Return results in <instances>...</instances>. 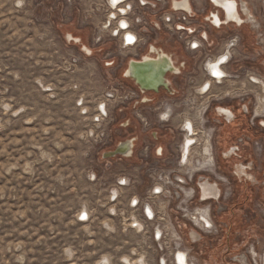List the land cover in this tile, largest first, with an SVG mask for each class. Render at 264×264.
I'll return each mask as SVG.
<instances>
[{"label": "rangeland", "instance_id": "374dc122", "mask_svg": "<svg viewBox=\"0 0 264 264\" xmlns=\"http://www.w3.org/2000/svg\"><path fill=\"white\" fill-rule=\"evenodd\" d=\"M204 6L208 13L215 11L207 2ZM89 8L95 6L69 5L65 0H0V264H157L160 258L162 264H168L166 259L178 246L183 250L177 254L189 252L194 264H238L234 257L242 254L247 264H256L249 252L255 250L259 261L264 248V129L258 126L264 118L252 120L260 89L249 83L248 77L264 80V43L246 23L211 30L208 47L214 53L229 35L240 38L228 70L237 78L214 90L205 113L206 127L214 129L216 175L210 177L222 192L212 204L215 232L201 234L199 242L191 241V224L181 218L173 201L168 218L171 231L181 238L178 244L172 241L159 247L143 235L123 232L103 211H97V219L90 225L75 222L82 206L95 204L85 182L87 170H100L105 178L135 173V188L143 192L148 165L140 159L142 148L149 146L150 163L171 168L165 162L173 159L172 150L180 143V119L206 102L193 93L189 83L200 56L187 53L177 36L162 26L158 30L157 19L151 15L147 44L139 56L155 45L176 55L179 65L185 66L178 75H167L172 95L160 90L153 102L144 104L140 98L138 103L109 104L108 118L101 126L109 138L102 144L100 130L93 123L94 109L113 89L138 88L122 74L131 55L119 52L108 38L92 48L100 16L95 13L84 20L82 15ZM255 16L262 23L264 37V10L257 9ZM67 32L93 49V55L83 58L73 72L66 70L65 61L69 54L79 53L80 46L66 43ZM162 103L174 108L173 119L163 125L155 115ZM217 107L235 111V125L220 124L214 112ZM121 108L127 113H120ZM135 111L151 124L149 129H143ZM124 119L137 129L123 127ZM154 132L167 136L163 144L153 138ZM136 137L132 157H101L119 142ZM227 145L240 151V158L227 159L230 164L219 159ZM158 146L162 147L160 154L155 150ZM240 163L248 167L257 183L240 179L235 170ZM218 176L225 181H219Z\"/></svg>", "mask_w": 264, "mask_h": 264}, {"label": "built area", "instance_id": "2783aa9c", "mask_svg": "<svg viewBox=\"0 0 264 264\" xmlns=\"http://www.w3.org/2000/svg\"><path fill=\"white\" fill-rule=\"evenodd\" d=\"M65 1L69 5L78 2L79 4L95 6V8L85 10L82 15L84 20H90L95 13H98L100 16V21L93 31L91 40L92 48L98 46L105 38H108L114 42L119 52L131 55V59L134 60L141 58L138 53L147 44L146 35L149 33L147 19L149 16L154 15L157 19L158 26H162L167 33L177 36L183 45V49L187 53L200 56L201 59L196 65V75L195 77H190L189 83L192 85L193 93L196 96L206 99V102H208V107L202 115L204 124H200L199 119H194L193 114L195 111L193 114L188 113V115L186 114L180 119L178 126V136L181 139L180 143L172 150L174 155L173 159L165 162L167 165H172L171 168L159 167L150 163L149 146L145 145L142 148V153L139 154L140 159L148 165L145 172L148 183L143 192H139L135 188L136 180L138 179L135 173L120 172L111 178H105L103 172L100 170H87L85 182L91 188L92 195L95 198V204L82 206L75 214V222L90 225L97 219V211H103L107 215L109 222L111 224H117L123 232H133L138 235H143L149 243L159 247L172 241L178 244L181 238L174 230L173 232L171 231L170 226L172 224L168 218V210L173 201L176 203L175 209L178 214L181 215L182 219H186L190 224L194 225L193 228L200 235V239L201 234H212L216 229L212 217V204H216L219 201L222 192L219 187L220 195L218 200L212 199L208 202H202L198 197V182L203 178H207L210 182L215 183L210 176L216 175V161L214 159L212 144L214 129L206 127L205 113L210 106L209 99L214 97V90L223 86L233 78H237L231 75L228 70L234 60V54L240 43L239 36L237 34L229 35V37L223 40L221 49L214 53L208 51L211 30H216V28L206 20L210 14L204 6L205 2L208 3L207 0H189L191 14L182 10H172L169 7L170 0ZM236 27L238 26L236 25ZM188 30H192V32ZM129 37H131V40H129ZM77 39H70L67 38V35L65 36L66 43L69 44L72 42L73 45L80 46L79 53L69 54L66 58V70L71 72L81 63L83 58L86 59L91 56L80 42H76ZM91 50L93 51V49ZM226 54L228 55L226 61L220 65L226 77L219 79L210 71L208 63ZM207 82L210 83V86L204 92L203 88ZM226 95L229 96V94H225L224 97ZM140 98L141 93L139 90H126L123 87H119L107 93L106 98L100 103L104 104L108 114L109 104L118 106L124 105L125 103H138ZM217 100L214 99V101ZM168 105L167 103H162L160 107L155 109L156 118L162 125L169 123L174 116V114H170L167 118H163L167 112ZM79 106H83L82 100ZM82 111L83 114L89 113H86L84 110ZM94 113L93 123L100 130V142L105 144L108 142L109 135L106 129L101 128V126L109 114L107 116L99 115L95 112V109ZM134 115L140 121L143 129L147 130L151 127L147 119L143 118L138 112L135 111ZM188 116L194 122L197 142L190 146V153L184 158L182 142L186 135L189 136V133L185 126H183L182 121ZM252 120H254L253 115ZM204 130L211 131L209 138L211 158L209 164L202 167L200 164L202 160L201 149L205 143V138H207ZM208 174L209 176H206ZM217 179L219 181H225L222 176H218ZM194 202H197L195 207H191ZM201 206H206L209 224L200 221L199 226L195 220L199 216L197 208ZM106 224L108 225V223ZM177 248L181 249L179 246L175 249ZM170 257L169 259L165 258L168 264H170ZM187 257L188 263L194 264L189 252H187ZM157 264H162L161 258ZM176 264H178L177 261Z\"/></svg>", "mask_w": 264, "mask_h": 264}, {"label": "bare ground", "instance_id": "6f19581e", "mask_svg": "<svg viewBox=\"0 0 264 264\" xmlns=\"http://www.w3.org/2000/svg\"><path fill=\"white\" fill-rule=\"evenodd\" d=\"M183 1H185V0H179V1L170 0L169 1V7L171 8L172 2H174L175 6H178L177 2H183ZM186 1H188V6H189V8L191 10V6H190L189 0H186ZM214 2L216 3L215 0H214ZM239 4H240V6H239ZM222 5H223V7L225 8V11H226V20H234L236 23H240V14H241V12L244 15L243 10L241 8L240 0L233 1V2H230V3H228V2L227 3H223ZM175 11H178V10H175ZM221 14H222V17L219 16L218 18H216V16H215L214 19H216L217 21L221 22L223 20V12ZM220 22H217L216 24H219ZM233 25H235V24H233ZM220 28H222V26H220ZM67 38L71 39V38H74V37H73L72 34L68 33L67 34ZM75 38H78V37H75ZM78 41L80 42L79 38H78ZM81 45L84 46V49L88 52V54H90L91 56L93 55V51L88 46H86L84 44H81ZM148 49L149 50H148V52H147V54L145 55L144 58H153V59H155L157 56L166 55L172 62L171 55L166 53L163 49L154 48L153 46L151 47V49L150 48H148ZM227 57H228V55L226 54L225 56H221L220 58L214 60L213 62L208 63V68L210 69V71L219 79L226 77L225 72L222 70L220 65L223 64L226 61ZM172 65H173V62H172ZM183 66H185V63H183ZM126 70H127V66L125 67L123 73ZM177 70H180V65H178V69ZM256 78L258 79L259 77H256V76L252 75V76H249V78H248V81L250 83H252L254 86H256V87H258L260 89L259 93H256V95H255V105H254L253 112H252L254 120L263 119L264 118V109L263 110L261 109L262 108L261 106H264V91H262V88H261L262 87V83L258 84V81H257ZM260 80L264 82V80H262V79H260ZM209 86H210V83L207 82L205 87L203 88V91L205 92L209 88ZM144 96H146L145 93H141V102L144 101L143 100ZM227 96L228 95H226L225 97H227ZM258 96L262 97V102H261L260 106L258 104L259 103L258 102ZM235 98H237V97H235ZM148 101L149 100L147 99L146 102H148ZM207 103L208 102H205V104L201 108H197L195 110L194 114H193V117H195L194 118L195 120L196 119L200 120V124L201 123L204 124V119H203L202 115H203V113L206 111V109L208 107ZM244 108L247 109L246 106H244ZM257 108H258V114L261 113L262 116H259V117L256 118L255 117V114H256L255 110ZM95 112H97L99 115H106V116L108 115L107 114V110H106V108H105L103 103H99L96 106ZM170 114H172V115L174 114V108L172 106L168 105L167 106V112L165 113L163 118L164 119L167 118L168 116H170ZM182 124H183V126H185V128L187 129V131L189 133V136L186 135L184 140H183V142H182V152H183V155H184V158H185L186 155L190 153V146H192V144L197 142V138H196V130L194 128V122H193L192 118H190V116L184 118L183 121H182ZM210 132H211L210 130H204V134H206L207 138H205V140H204L205 143H204V145L202 146V149H201L202 160H201L200 164H201L202 167L207 166L209 164V160L211 158L210 144H209ZM135 141H137V138H134L133 141H132L133 147H134V142ZM156 149L159 150V151L157 150L158 153L162 152V147L158 146V147L155 148V150ZM131 154L133 155V151H132ZM203 179H205V178H203ZM199 182H198V184H199ZM201 193H202V190H201V188L199 186V190H198V197L199 198L201 196ZM218 198H219V196H218ZM202 202H204V201H202ZM197 212H198L199 216L196 217V220H195L196 224H198L200 226V221L201 222L203 221L204 223L209 224V221H208V218H207V213H206V206H201V207L197 208ZM193 226L194 225L191 224V228L189 230V235L188 236L191 239V241L196 243V242H199L200 235L196 232V230H194ZM190 231H193L198 238L197 239L192 238ZM177 251H182V249L181 250H179V249L174 250L175 257L173 256V254H174L173 253L172 254V259H171V264H176V261H177L178 264H181V255L177 254ZM184 253H185V256H186L185 262H188L187 261V259H188L187 251L184 250ZM139 264H142V263H139Z\"/></svg>", "mask_w": 264, "mask_h": 264}, {"label": "water", "instance_id": "95a60500", "mask_svg": "<svg viewBox=\"0 0 264 264\" xmlns=\"http://www.w3.org/2000/svg\"><path fill=\"white\" fill-rule=\"evenodd\" d=\"M207 1L216 12L218 11L217 13H219V11L221 13L223 12V20L219 24L214 23V12L210 13L208 18H206V20L209 21L216 29H220V26H226L228 24H235L238 27H241L246 23L244 20H241V23H236L234 20H226V11L222 4L238 0H215L216 3L214 2V0ZM177 4L178 6H175L174 2H172L171 9L182 10L188 14H191V10L188 6V1L185 0L183 2H177ZM156 27L159 30L158 24H156ZM188 31L192 32V30ZM76 42H79L78 39L76 40ZM151 47L152 45L149 48L151 49ZM144 57L145 56H143L139 60L130 59L126 64L127 70L123 73V77L130 79L141 93L152 92L154 94H157L160 90H164L169 95H172L173 91L170 88V82L167 79V75H178L180 73V70H175L171 60L166 55L157 56L155 59ZM181 67H184L183 64L180 65V68ZM142 103L145 102L142 101ZM214 112L217 117L223 118L227 123H230V121L234 119L232 111L228 108L217 107ZM132 141L133 139L119 142L112 151H106L102 153L101 157L103 159H112L115 157H132ZM128 149L130 150V155L127 153ZM157 154L160 153L157 152Z\"/></svg>", "mask_w": 264, "mask_h": 264}, {"label": "flooded vegetation", "instance_id": "af4514ba", "mask_svg": "<svg viewBox=\"0 0 264 264\" xmlns=\"http://www.w3.org/2000/svg\"><path fill=\"white\" fill-rule=\"evenodd\" d=\"M240 2H241V8H242L243 13H244V17H243L242 14H240V23H241V20H244L246 22L247 26H250V28L255 31V33L258 36V41L261 42V43H264V37H263V34L261 33V30H260L261 27H262V23L257 18H255V17H253L251 15L250 10H249V8L247 7V5L245 3H243L241 0H240ZM208 4H209V2H208ZM213 12H214L213 13V16L214 17L216 16V18H218L220 16L219 13H216L215 11H213ZM214 20H215L214 21L215 24L217 22H220V21H217L216 19H214ZM234 26H236V25H234ZM67 33H69V32H67ZM73 37H75V36L73 35ZM78 38L80 39V43L81 44H84L83 41H82V39L80 37H78ZM152 46L154 48H158L155 45H152ZM159 49H161V48H159ZM148 50L149 49L147 48L146 52H148ZM170 55L172 57L173 66H174L175 70H177L178 69V65H179V61L177 59V56L174 55V54H170ZM257 81H258V84H259V78L257 79ZM262 88H264V87L262 86ZM157 95H160V94H157ZM156 98H157L156 94H152L151 93L150 95H148V97L147 96H144L143 100H144L145 103H147L146 102L147 99L149 100L148 102H153L154 100H156ZM258 102H259L258 104L260 106L261 105V102H262V97L261 96H258ZM261 107H262L261 109L263 110L264 109V106H261ZM125 111L126 110L124 108H121L120 109V113H123L124 114ZM247 111L248 110L245 109V111H243V113H246ZM125 113H127V111ZM232 113H233L234 119L232 121H230V123H227V122H225V120L223 118H220L223 121L222 122L220 120V124L226 123V124H230V125H235V121H236V119H237L238 116L235 114V111H232ZM255 113H256L255 114V117L256 118L259 117V116H262L261 113L258 114V108L255 110ZM122 122L123 123H121V124H123L124 125L123 127H125L126 129L127 128H131V129H134L135 128V129H137V125L136 124H134V125L131 124L130 120H128V119H124V121H122ZM258 126L260 128H262V129H264V120H262L261 123L258 124ZM136 138H137V141H138V137H136ZM153 138L156 139V140H158V142H160V143L163 144V142L166 140L167 136H165L163 133H156V132H154L153 133ZM128 140H130V139H128ZM137 141L134 142L133 154H134V151L137 148ZM240 141H242V139ZM238 152H240L239 149H238V147H232L230 145H227L225 149L221 150L219 159H221V161L222 160H225L226 161L227 159H229V160L233 159L234 160L235 158H233V157L240 158ZM127 153L128 154L130 153V150L129 149H128ZM228 163L230 164L229 161L227 162V164ZM240 165L241 166L237 165L236 166V169H235L236 170V173L239 175L240 179H243L244 178V179H246L248 181H251L253 183H257V179L255 178V176L252 175V174H250V173H248V171H247L248 167L246 165H243L242 163H240ZM250 166H252V164ZM237 174H235V175H237ZM226 175L229 176L227 173H226ZM199 186H200V188L202 190V193H201V196H200V200L201 201L208 202V201H210L212 199L218 200V196L220 194V189H219V186L217 185V183H212L207 178H205V179L200 180ZM190 233H191V237L192 238H195V239L198 238L193 231H190ZM249 254L253 257L254 263H256V264H264V248L262 249L261 254L259 256V261L256 260L255 250L252 249L249 252ZM180 255H181V264H189L188 262H185V260H186L185 253L182 252V253H180ZM234 261L237 262L238 264H247L248 263L247 257L245 255H243V254L240 255V256H235L234 257Z\"/></svg>", "mask_w": 264, "mask_h": 264}, {"label": "crops", "instance_id": "0c3cea01", "mask_svg": "<svg viewBox=\"0 0 264 264\" xmlns=\"http://www.w3.org/2000/svg\"><path fill=\"white\" fill-rule=\"evenodd\" d=\"M241 1L247 5L251 15L255 18H257L255 16L257 9L264 10V0H241Z\"/></svg>", "mask_w": 264, "mask_h": 264}, {"label": "snow or ice", "instance_id": "6c2138e0", "mask_svg": "<svg viewBox=\"0 0 264 264\" xmlns=\"http://www.w3.org/2000/svg\"><path fill=\"white\" fill-rule=\"evenodd\" d=\"M129 40H131V37H129Z\"/></svg>", "mask_w": 264, "mask_h": 264}]
</instances>
